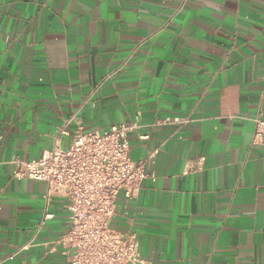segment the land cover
<instances>
[{
  "label": "crops",
  "instance_id": "crops-1",
  "mask_svg": "<svg viewBox=\"0 0 264 264\" xmlns=\"http://www.w3.org/2000/svg\"><path fill=\"white\" fill-rule=\"evenodd\" d=\"M257 118L264 0H0V264L69 259L66 201L12 161L131 123L147 178L116 229L153 264H264Z\"/></svg>",
  "mask_w": 264,
  "mask_h": 264
},
{
  "label": "built area",
  "instance_id": "built-area-1",
  "mask_svg": "<svg viewBox=\"0 0 264 264\" xmlns=\"http://www.w3.org/2000/svg\"><path fill=\"white\" fill-rule=\"evenodd\" d=\"M178 122L185 126L190 119ZM254 122L253 144L263 145L264 120ZM139 129L137 123L113 125L104 132L85 133L79 127L68 147L55 145L38 160L12 161L14 179L47 185V204L53 198L66 201L70 226L53 243L69 255L66 264H153L142 256L136 233L114 226L119 197L133 201L147 178L146 162L131 158L130 135ZM139 138L146 141L150 136ZM52 217L45 215L46 220Z\"/></svg>",
  "mask_w": 264,
  "mask_h": 264
}]
</instances>
